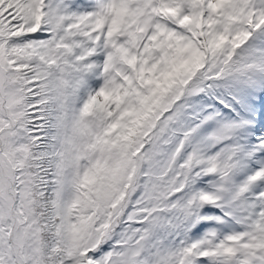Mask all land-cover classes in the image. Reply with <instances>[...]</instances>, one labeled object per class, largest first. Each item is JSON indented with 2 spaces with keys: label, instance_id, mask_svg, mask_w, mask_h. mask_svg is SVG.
I'll list each match as a JSON object with an SVG mask.
<instances>
[{
  "label": "snow or ice",
  "instance_id": "obj_1",
  "mask_svg": "<svg viewBox=\"0 0 264 264\" xmlns=\"http://www.w3.org/2000/svg\"><path fill=\"white\" fill-rule=\"evenodd\" d=\"M0 264H264V0H0Z\"/></svg>",
  "mask_w": 264,
  "mask_h": 264
}]
</instances>
